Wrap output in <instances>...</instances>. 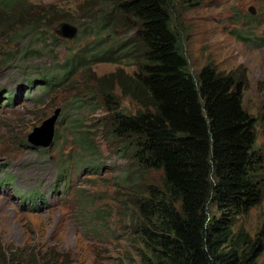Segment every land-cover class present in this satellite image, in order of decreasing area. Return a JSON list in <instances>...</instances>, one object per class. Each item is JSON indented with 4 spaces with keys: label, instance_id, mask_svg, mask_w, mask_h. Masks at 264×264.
I'll use <instances>...</instances> for the list:
<instances>
[{
    "label": "trees",
    "instance_id": "obj_1",
    "mask_svg": "<svg viewBox=\"0 0 264 264\" xmlns=\"http://www.w3.org/2000/svg\"><path fill=\"white\" fill-rule=\"evenodd\" d=\"M27 1L0 0L1 35L20 24L7 25L4 18L25 8ZM204 2L91 0L83 9L85 20L82 27L79 23V32L93 39L83 48L78 47L79 40L75 41L64 74L42 78L43 83L38 80V88L48 90L98 61L115 58L120 63L133 59V72L118 68L96 78L94 88L85 90L91 95H87L89 99L75 94L73 103L82 109L105 111L106 116L99 119L101 124L106 121L103 131L117 151L142 170L140 178L151 170L161 173L160 186L133 188L139 184L138 179L129 185L137 197L135 205L141 219L135 226L151 251L142 264H257L264 254V222L255 236L243 228L235 229L238 218L264 198L256 119L244 107L246 71L237 68L226 72L208 62L195 75L189 70L180 44L179 9L188 10ZM44 17L21 24L14 38L20 31L43 26ZM65 17L68 22L78 23ZM121 27L127 33L126 39L117 37ZM11 56L3 63L7 64ZM119 93L129 97L137 110L126 112ZM14 99L12 94L3 105ZM69 122L71 135L80 148L72 155L82 163L95 159L99 153L92 137L95 118L89 125L87 115L81 113ZM62 136L59 133L56 141H62L63 171L70 163L63 154H71L64 152L66 138ZM22 144L42 148L29 140ZM41 195L36 191L28 197L38 202L43 199ZM27 252L25 248L0 251V264H22L24 260V264H35V260L26 258L32 256ZM57 258L47 263L38 260V264H61Z\"/></svg>",
    "mask_w": 264,
    "mask_h": 264
},
{
    "label": "rangeland",
    "instance_id": "obj_2",
    "mask_svg": "<svg viewBox=\"0 0 264 264\" xmlns=\"http://www.w3.org/2000/svg\"><path fill=\"white\" fill-rule=\"evenodd\" d=\"M89 1L28 0L25 8L20 7L4 18L7 25L20 24L7 35L0 34V251L28 249L32 256L26 258L30 262L35 260V264L38 260L54 262L57 257L61 264H142L143 257L151 255L135 226L141 219L135 205L137 197L129 185L138 179L139 184L133 188L160 186V171L143 172L140 178L142 170L117 151L116 144L103 131L106 121L101 124L99 119L106 116L105 111L82 109L73 103L75 94L89 99L85 90L94 88L96 78L118 68L133 72V59L120 63L115 58L98 61L86 70L70 74L63 83L48 90L38 88L29 96L16 97L11 105L2 106L8 91L16 94L20 84L31 79L39 83L42 78L64 74L75 41L79 40L76 43L83 48L93 37L87 38V33L80 31L76 38L69 39L58 32V25L68 21L66 15L78 20L69 23H80L82 27L83 9ZM178 15L180 44L193 74H198L208 62L226 72L237 68L246 71L244 107L256 119L257 147L263 158L259 172L264 174V0H205L201 6L179 9ZM37 16H45L43 26L20 31L14 38L15 29ZM126 36V31L119 28L117 37ZM10 54V61L4 64ZM118 95L126 112L137 110L129 97ZM58 108L61 112L52 144L38 149L23 145ZM81 113L87 115L89 125L95 118L92 137L99 148L93 160L83 155L88 159L84 163L72 155L80 148L71 135L73 128L69 122ZM59 133L62 139L66 138L64 152L71 154H63L70 162L63 171L62 141H56ZM8 174L14 177L13 184L5 180ZM34 191L40 192L43 199L36 202L21 198ZM212 209L219 214L215 204ZM263 222L264 198L238 218L235 229L243 228L255 236ZM257 264H264V254Z\"/></svg>",
    "mask_w": 264,
    "mask_h": 264
},
{
    "label": "water",
    "instance_id": "obj_3",
    "mask_svg": "<svg viewBox=\"0 0 264 264\" xmlns=\"http://www.w3.org/2000/svg\"><path fill=\"white\" fill-rule=\"evenodd\" d=\"M254 13L253 7L251 8ZM59 33L69 39H74L79 33V26L69 23L61 22L59 23ZM61 108L55 111V114L46 119L41 126L35 128V132L29 136V141L33 146H48L51 145L55 133V124L59 118Z\"/></svg>",
    "mask_w": 264,
    "mask_h": 264
},
{
    "label": "clouds",
    "instance_id": "obj_4",
    "mask_svg": "<svg viewBox=\"0 0 264 264\" xmlns=\"http://www.w3.org/2000/svg\"><path fill=\"white\" fill-rule=\"evenodd\" d=\"M64 22V21H63ZM65 22H68V21H65ZM61 23V22H60ZM60 116V115H59ZM43 147V146H42Z\"/></svg>",
    "mask_w": 264,
    "mask_h": 264
},
{
    "label": "bare ground",
    "instance_id": "obj_5",
    "mask_svg": "<svg viewBox=\"0 0 264 264\" xmlns=\"http://www.w3.org/2000/svg\"><path fill=\"white\" fill-rule=\"evenodd\" d=\"M41 82V81H40Z\"/></svg>",
    "mask_w": 264,
    "mask_h": 264
}]
</instances>
